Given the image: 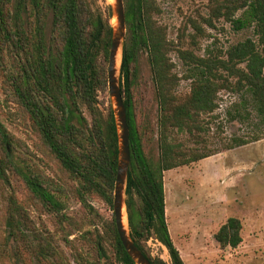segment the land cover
Returning a JSON list of instances; mask_svg holds the SVG:
<instances>
[{
	"label": "trees",
	"instance_id": "trees-1",
	"mask_svg": "<svg viewBox=\"0 0 264 264\" xmlns=\"http://www.w3.org/2000/svg\"><path fill=\"white\" fill-rule=\"evenodd\" d=\"M212 1L217 17L229 21L236 30L252 26L256 40L246 38L232 44L223 56L215 58L182 52L181 57L192 71L187 75L192 87L187 100L173 105L165 75V43L152 29L147 0H124L126 36L120 89L131 158L125 205L131 238L152 264L166 263L145 250L143 241L151 234L166 247L171 264H184L166 223L163 172L213 154L186 151L174 142L172 134L193 135L200 127L198 117L214 113L218 92L228 89L246 95L251 108L248 114L252 113L257 125L263 127L247 138L231 140L225 149L264 138V0ZM107 13L104 20L100 13L90 9L87 0H0V60L7 54L13 57V95L27 111L43 143L78 180L81 198L95 194L112 206L118 161L117 129L112 111L102 124L96 107V92L107 84V66L105 76L102 62L107 65L112 35L109 5ZM142 48L148 52L158 102L156 161L144 152L133 106L134 64ZM82 107L88 111L89 122L81 114ZM15 148V139L0 121V177L7 170L15 171L35 197L54 211L61 210V202L43 180L26 165L18 164ZM7 223L12 234L20 224L13 214ZM240 230V220L229 217L219 227L215 239L221 247L234 248L241 242ZM112 232L116 263L135 264L120 242L114 218ZM41 248L42 254H48V248ZM99 253L107 256L104 251Z\"/></svg>",
	"mask_w": 264,
	"mask_h": 264
},
{
	"label": "rangeland",
	"instance_id": "rangeland-1",
	"mask_svg": "<svg viewBox=\"0 0 264 264\" xmlns=\"http://www.w3.org/2000/svg\"><path fill=\"white\" fill-rule=\"evenodd\" d=\"M87 3L107 20V6H113L115 0ZM213 6L212 0H147L152 29L165 43V75L173 105L187 100L192 87V80L187 78L192 71L182 52L215 58L223 56L232 44L246 38L256 40L252 26L234 29L229 21L217 17ZM108 22L116 26V16L109 17ZM102 66L106 76L104 61ZM13 71V57L7 54L0 60V121L15 139L18 164L37 174L62 208H49L15 171L7 170L0 177V264H117L113 207L95 194L81 198L78 180L43 143L27 111L13 95ZM134 71L136 127L144 152L156 161L158 102L146 48L139 50ZM217 104L214 113L198 117L200 127L193 135L172 134L174 142L186 151L213 154L163 172L167 227L184 264H264V138L225 149L231 140L247 138L263 126L248 114L251 108L244 93L222 89ZM96 107L102 124L110 111L114 114L107 84L96 92ZM80 111L89 122L88 111L83 107ZM12 214L20 222L13 234L7 223ZM125 216L130 234L126 207ZM229 217L241 222V242L234 248L221 247L215 239ZM42 245L48 254L41 253ZM143 246L153 258L171 264L168 250L154 234L143 241ZM99 251L107 256L102 257Z\"/></svg>",
	"mask_w": 264,
	"mask_h": 264
},
{
	"label": "water",
	"instance_id": "water-1",
	"mask_svg": "<svg viewBox=\"0 0 264 264\" xmlns=\"http://www.w3.org/2000/svg\"><path fill=\"white\" fill-rule=\"evenodd\" d=\"M112 15L116 16L117 24L112 27V35L107 61V87L112 98L114 119L118 137V161L113 189V216L115 228L122 246L135 264H152L135 245L126 225L123 224V211L125 212V187L131 158L129 150V129L126 121L125 108L120 89V64L122 45L126 36V20L123 0H115L111 6ZM120 53L119 68H116L117 55ZM126 217V216H125Z\"/></svg>",
	"mask_w": 264,
	"mask_h": 264
},
{
	"label": "bare ground",
	"instance_id": "bare-ground-1",
	"mask_svg": "<svg viewBox=\"0 0 264 264\" xmlns=\"http://www.w3.org/2000/svg\"><path fill=\"white\" fill-rule=\"evenodd\" d=\"M119 64H120V53H118V55H117L116 68H119ZM123 224H124V226L126 225V217H125L124 211H123Z\"/></svg>",
	"mask_w": 264,
	"mask_h": 264
}]
</instances>
